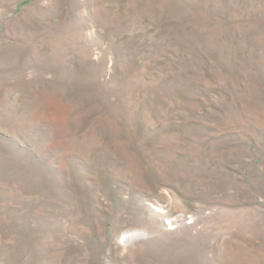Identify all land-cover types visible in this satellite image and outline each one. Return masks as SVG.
<instances>
[{"label":"rangeland","instance_id":"374dc122","mask_svg":"<svg viewBox=\"0 0 264 264\" xmlns=\"http://www.w3.org/2000/svg\"><path fill=\"white\" fill-rule=\"evenodd\" d=\"M0 264H264V0H0Z\"/></svg>","mask_w":264,"mask_h":264}]
</instances>
